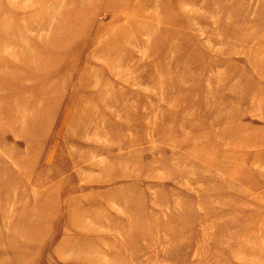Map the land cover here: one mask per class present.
<instances>
[{
	"label": "rangeland",
	"instance_id": "rangeland-1",
	"mask_svg": "<svg viewBox=\"0 0 264 264\" xmlns=\"http://www.w3.org/2000/svg\"><path fill=\"white\" fill-rule=\"evenodd\" d=\"M0 264H264V0H0Z\"/></svg>",
	"mask_w": 264,
	"mask_h": 264
}]
</instances>
